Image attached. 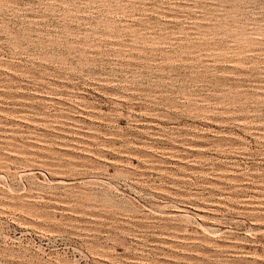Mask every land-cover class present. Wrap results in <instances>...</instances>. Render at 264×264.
I'll return each instance as SVG.
<instances>
[{
  "label": "rangeland",
  "instance_id": "rangeland-1",
  "mask_svg": "<svg viewBox=\"0 0 264 264\" xmlns=\"http://www.w3.org/2000/svg\"><path fill=\"white\" fill-rule=\"evenodd\" d=\"M0 264H264V0H0Z\"/></svg>",
  "mask_w": 264,
  "mask_h": 264
}]
</instances>
